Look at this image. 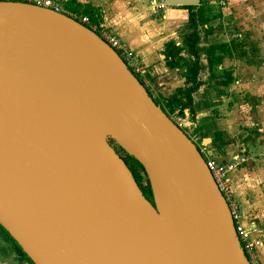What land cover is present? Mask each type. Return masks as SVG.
Returning <instances> with one entry per match:
<instances>
[{"label": "water", "instance_id": "water-1", "mask_svg": "<svg viewBox=\"0 0 264 264\" xmlns=\"http://www.w3.org/2000/svg\"><path fill=\"white\" fill-rule=\"evenodd\" d=\"M0 227L32 264H250L196 145L119 55L64 14L1 0Z\"/></svg>", "mask_w": 264, "mask_h": 264}, {"label": "rangeland", "instance_id": "rangeland-1", "mask_svg": "<svg viewBox=\"0 0 264 264\" xmlns=\"http://www.w3.org/2000/svg\"><path fill=\"white\" fill-rule=\"evenodd\" d=\"M139 1L144 3V0ZM152 1L157 4L162 2L146 0L145 6L149 11ZM203 8L207 12L205 16L208 22L197 27L199 47L205 49L212 44L226 43L233 47L232 56L225 57L211 74L205 57L200 55L203 69L199 79L202 85L193 95L195 118L190 119L188 110H184L183 114L175 112L170 118L189 127L199 138L205 134L211 137L216 131L221 133L226 144L222 148V155L214 150L219 155L218 158L229 155L236 163L247 153L250 158L244 166H252L254 161L264 169V0H226L223 8L216 0H204ZM170 9L174 12H168L167 20L174 17L171 16L174 13L182 12L184 22L177 18L174 24L168 26L173 32L172 40L165 44L161 54L165 56L168 43L175 44L178 49L175 58L178 66L169 69L173 78L185 79L184 85L187 87L186 66L192 61L188 49L183 45L184 39L192 33L186 26L188 12L182 7H169ZM163 12L165 11L158 12L156 17L150 16L158 21L163 19ZM225 71L233 78L227 85L223 84ZM160 85L161 88L158 89H163L164 85ZM176 91L177 89L171 95ZM150 95L155 100L171 96L164 94L163 90H151ZM113 146L125 159L124 152L116 145ZM137 177L140 190L146 191L147 178L144 172L137 169ZM0 264H29L20 258L14 245L6 241L1 233Z\"/></svg>", "mask_w": 264, "mask_h": 264}, {"label": "crops", "instance_id": "crops-1", "mask_svg": "<svg viewBox=\"0 0 264 264\" xmlns=\"http://www.w3.org/2000/svg\"><path fill=\"white\" fill-rule=\"evenodd\" d=\"M18 1L19 0H13ZM61 3L68 13L88 17L92 25H104L116 34L128 49L140 57L146 72L145 81L148 91L163 90L164 94L171 95L173 91L183 88L185 79L173 78L171 70L165 64V56L161 54L165 44L172 40V30L168 29L174 21L184 22L182 12L174 13L175 19L167 20L166 10L163 19L153 20L151 16H158V12L150 11L139 0H56ZM76 4H79L77 6ZM93 14V18L87 14ZM151 15V16H150ZM187 15V13H186ZM164 59V60H163ZM175 71H178L175 69ZM164 75V77H163ZM160 84L164 85L163 89ZM204 142L211 144L209 135L200 137ZM222 163L232 162L235 166L228 172L231 198L236 205L240 216L241 226L247 230L251 242L255 246L256 260L264 259V169L253 161L252 166H244L250 156L245 153V161L239 163L231 156L218 158Z\"/></svg>", "mask_w": 264, "mask_h": 264}, {"label": "trees", "instance_id": "trees-1", "mask_svg": "<svg viewBox=\"0 0 264 264\" xmlns=\"http://www.w3.org/2000/svg\"><path fill=\"white\" fill-rule=\"evenodd\" d=\"M76 0H72V3L75 4ZM79 6V4H76ZM204 0L200 1V5L197 7H182L183 9L187 10L188 12V19H187V29L191 30V36L187 37L183 41V45L188 49L189 55L192 57V61L190 65L186 66V82L187 87L179 88L177 91L171 95L169 98H158L155 100L152 97L153 101L158 105L164 113H166L169 117L171 114L178 112V114H183L184 110L189 111L190 119L194 120L196 115V107L194 105L193 95L199 90L200 86L202 85L199 74L203 69V65L200 60V55L203 54L205 57L208 70L211 74H213V70L215 67H219L223 59L225 57L230 58L232 55L233 47L226 43H218L212 44L205 49L199 47V34L197 32L198 25H204L208 22V19L205 16L206 10L203 8ZM88 16L93 18V14L88 13ZM165 52V63L168 68H174L178 66L176 63V55L178 49L175 47L173 42H170L166 45ZM225 81H223L224 85L229 84L233 81V78L230 73L225 71L224 74ZM148 91V90H147ZM211 148L217 150V153L220 155L223 154V146L226 144L223 142V137L219 132H213L211 135ZM125 154V153H124ZM124 162L129 168L134 177L135 181L137 182V169L143 171L141 166L132 159L131 157L125 154ZM144 172V171H143ZM142 193L146 199L152 201L151 192L149 189V184L147 181V190L143 191ZM0 233L3 235L4 239L8 242H11L20 258L22 260H26L29 264H32L26 255L21 251L18 245L10 238V236L0 227Z\"/></svg>", "mask_w": 264, "mask_h": 264}, {"label": "built area", "instance_id": "built-area-1", "mask_svg": "<svg viewBox=\"0 0 264 264\" xmlns=\"http://www.w3.org/2000/svg\"><path fill=\"white\" fill-rule=\"evenodd\" d=\"M1 1H13V0H1ZM19 2L30 3L45 9L52 10L56 13L64 14L83 26L88 27L91 31L96 33L109 47H111L123 60L128 70L139 79L142 85L148 90L147 83L145 81L146 72L141 63L140 57L132 52L130 49L126 47V45L119 39V37L114 34L112 31L108 30L104 25H92L86 16L77 15L73 13L66 12L61 3L56 0H19ZM217 4L223 8L226 5V0H216ZM150 7L152 11H166L169 7H166L163 2L157 4L155 2L150 3ZM150 94V92L148 91ZM172 119V118H171ZM173 120V119H172ZM174 123L182 129V131L187 135V137L196 145L200 154L202 155L205 164L210 171L212 178L218 187L219 191L225 198L228 207L230 209V213L232 219L235 224L236 234L240 241V245L243 249L245 256L247 257L250 264H259L256 260V252L255 246L251 242L248 232L244 229L240 224V216L237 211L236 205L234 204L231 193H230V181L228 178V172L235 166L232 162L230 163H222L220 160H216L214 156V149L211 148L210 144H206L201 138L197 137L193 130L189 127H185L183 123L179 121ZM245 161V157L241 158L237 164L243 163Z\"/></svg>", "mask_w": 264, "mask_h": 264}]
</instances>
